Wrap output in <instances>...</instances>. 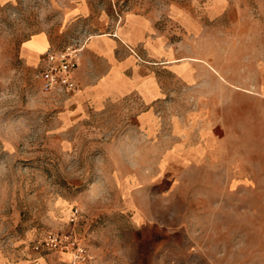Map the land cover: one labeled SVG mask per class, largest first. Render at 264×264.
Wrapping results in <instances>:
<instances>
[{"label": "rangeland", "instance_id": "374dc122", "mask_svg": "<svg viewBox=\"0 0 264 264\" xmlns=\"http://www.w3.org/2000/svg\"><path fill=\"white\" fill-rule=\"evenodd\" d=\"M206 1L0 0V251L4 256L29 253L46 231L71 229L95 264H264L262 97L228 82L227 103L217 110L225 115V165L173 168L164 162L160 169L156 165L161 154L147 152L142 154L147 179L163 178V183L139 185L133 179L126 186L132 190L128 195L122 175L130 171L129 164L138 154L117 151L113 145L124 123L121 106L106 110L108 118H69L74 93L43 91L39 73L44 51L36 56L25 51V43L41 33L48 39L47 48H61L109 31L112 20L130 10L164 13L172 4L195 3L198 8ZM230 1L251 7L248 15L264 19V0ZM74 6H84V12L77 14ZM217 24V19L207 21L208 35L216 42L209 50L217 61L226 56L228 76H234L236 63L242 60L240 54L235 57L236 36L223 39L226 50L219 49ZM164 124L165 130L170 128V122ZM253 127L260 136L252 137ZM119 144L122 149L123 141ZM235 160L241 164L237 174ZM224 177L238 180L196 184ZM75 208L79 212L72 222Z\"/></svg>", "mask_w": 264, "mask_h": 264}, {"label": "crops", "instance_id": "0c3cea01", "mask_svg": "<svg viewBox=\"0 0 264 264\" xmlns=\"http://www.w3.org/2000/svg\"><path fill=\"white\" fill-rule=\"evenodd\" d=\"M84 9L74 6L77 14ZM248 10L252 8L230 0H207L198 8L195 3L172 4L164 13L130 10L113 19L109 31L93 34L85 42L74 72L79 86L73 111L67 115L76 121L108 118L106 110L121 106L124 123L113 145L117 151L138 154L129 164L130 171L122 175L128 195L132 190L126 186L133 179L139 185L163 183V178L147 179L142 159L147 152L161 154L156 165L160 169L164 162L173 168L206 169L227 163L225 115L217 110L227 103L228 82L264 99V19L248 15ZM210 19L218 20L219 49L226 48L223 39L236 36L235 57L240 54L242 60L236 63L234 76H228L226 56L217 61L209 50L210 44H216L208 35ZM165 121L170 122L167 130ZM255 136L260 134L253 127ZM240 166L235 160L236 174ZM237 180L224 177L196 184ZM0 264H72V257L46 249H33L22 256H4L0 251Z\"/></svg>", "mask_w": 264, "mask_h": 264}, {"label": "built area", "instance_id": "2783aa9c", "mask_svg": "<svg viewBox=\"0 0 264 264\" xmlns=\"http://www.w3.org/2000/svg\"><path fill=\"white\" fill-rule=\"evenodd\" d=\"M83 43H69L61 48H48L43 52L39 73L41 89L47 93L72 94L78 89L74 72L79 64ZM78 208H75L71 221L77 219ZM33 249L40 251L57 250L68 252L72 264H95L88 247L80 240L74 230L46 231L33 244Z\"/></svg>", "mask_w": 264, "mask_h": 264}, {"label": "bare ground", "instance_id": "6f19581e", "mask_svg": "<svg viewBox=\"0 0 264 264\" xmlns=\"http://www.w3.org/2000/svg\"><path fill=\"white\" fill-rule=\"evenodd\" d=\"M28 47L25 49L29 55L36 56L39 52L45 51L48 47V39L44 33L34 35L25 43Z\"/></svg>", "mask_w": 264, "mask_h": 264}]
</instances>
